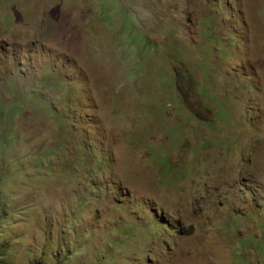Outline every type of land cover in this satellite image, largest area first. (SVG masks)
I'll list each match as a JSON object with an SVG mask.
<instances>
[{
	"label": "rangeland",
	"instance_id": "rangeland-1",
	"mask_svg": "<svg viewBox=\"0 0 264 264\" xmlns=\"http://www.w3.org/2000/svg\"><path fill=\"white\" fill-rule=\"evenodd\" d=\"M0 264H264V0H0Z\"/></svg>",
	"mask_w": 264,
	"mask_h": 264
}]
</instances>
